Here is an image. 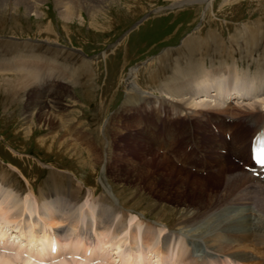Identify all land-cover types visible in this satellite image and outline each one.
<instances>
[{"label":"rangeland","instance_id":"374dc122","mask_svg":"<svg viewBox=\"0 0 264 264\" xmlns=\"http://www.w3.org/2000/svg\"><path fill=\"white\" fill-rule=\"evenodd\" d=\"M174 1L178 0H98L97 3H93V6L101 2L94 9H101L102 7L99 16H93V13L81 8L77 10V15L71 21L63 20L60 17L54 0L43 2L41 5L43 15L41 17L35 16L34 12L27 14L23 7H8L6 9L4 15L0 17V40L2 42L25 41L29 43L28 46L21 44L22 46L20 45L18 48L21 51L33 50L35 53L46 55L52 60V65L57 66H55V70L64 74L62 77L65 79V83L60 82V85H56L58 91L63 93L62 103L65 105L62 110L66 114L63 113L62 118L58 115L60 111L55 113L58 117L50 116L52 114L50 110H47L48 115L37 110L35 113L26 116L27 107L38 96L36 92L31 91L30 94L27 92L24 93L25 95L21 93L20 96H16L17 99L21 97L19 103H10L6 97L7 94L0 91V169L8 171L7 177L4 172H0V176H5L13 185L12 188L23 193V197H26L27 194L28 180L31 181L36 190L51 189L55 186L68 187L73 185L74 187L82 182L85 193L88 194L94 189L97 193L96 197L102 193L114 197L112 192V188H114L115 192L122 193L119 198L120 201L133 209L128 212L126 217L128 227L118 233L119 238H128L129 234L135 231L138 239L140 231L144 230L142 237L144 233L150 231L147 221H156L158 210L164 209L168 213L174 211L173 217H177L178 211H182L183 208L205 205L204 201L207 200L206 197L209 193L217 191L218 195L222 192L224 176H222L223 174L219 175V173L226 170L231 172L233 170L231 162L233 161L230 159V151L227 152L226 148L223 155L227 156L229 161L223 165L216 161L217 157L213 148L219 146L222 140L218 139L212 131L207 133L206 127L203 125L201 127L199 125L196 129L198 133V135L196 134V141H198L201 151L207 155L210 164L213 165L210 171L207 174H202L176 162V160L180 161L184 157L187 144L192 138L189 133L183 130L188 129L189 121L183 122L181 126L174 123L183 121L185 116L182 115L184 113L181 115L172 113L173 116H177L175 121L166 117L169 119L167 122L171 121L170 125H177L178 133H175V130H170V127H166L169 130L165 128L167 132L163 136L167 142H181L180 149L168 152L164 148H160V151L157 152L168 158L171 157L172 159H170L174 161L172 162L177 167L176 169L181 168L201 178H209L199 180L196 176L187 177L177 170H158L157 164L154 162L151 165L143 163L146 161L143 157L153 154L148 145L154 144L153 141L158 139V135H162V128L158 122L160 114L156 115L159 109L154 110V108L162 109L164 104L155 102L145 109L144 102H138V96L126 86L125 78L131 69L137 68L138 81H136L142 90L151 91L155 95L159 94L156 89L157 82L165 74L159 67L161 57L164 56V53L168 59L174 57L176 53H172V51L181 48L184 41L189 38H192L191 41L196 43L197 48L202 49L201 57H206V48L208 47H212L213 51L220 48V51H223L221 56L224 57L218 56L220 61L230 62L224 66L225 68L236 62L242 71L256 72V64L262 58L264 59V0H212L210 5L206 1L195 0L192 4L173 6ZM211 35H214V42ZM257 39H259L258 46L255 45ZM45 43L52 47L51 51L54 52L51 53L46 49ZM241 43L243 45H240ZM249 44L255 45L253 48L255 52L247 57L245 54L248 51L246 45L250 47ZM55 46L57 47L55 48ZM3 47L6 45L0 46V52L3 51ZM251 51L252 49H250ZM215 52H218V49ZM250 59L252 62L249 61ZM2 61L6 62L4 59ZM40 63L42 70H45L47 65ZM29 69L33 68H27L25 72H28ZM30 74L34 75L35 72L32 71ZM57 75L60 74H51V76ZM11 76L13 77V74L0 71V78ZM230 79L232 80V78ZM209 95V93L199 95L196 101L200 102L205 97L213 98ZM258 103L261 105V101ZM138 104L141 105L138 106ZM41 109L44 108L39 110ZM198 112L195 118L199 116L204 118L207 113L206 110ZM112 118L113 120H111ZM109 119L112 121L110 124L107 123ZM119 119L123 124H119ZM218 122L221 126L220 119ZM194 123L197 125L198 119H195ZM227 123L225 122L226 125ZM174 125L173 129H175ZM226 128L227 126L224 129L222 125V133L228 140ZM239 128L240 132L242 129L246 130L245 123H241ZM58 130L59 132H57ZM95 130L98 135L94 136ZM121 133L123 134L120 135ZM212 137L217 139L213 140ZM244 137H240L238 143L235 142L234 149L237 148L238 144L247 142L249 135ZM61 138L84 142L86 139L90 141L101 139L104 148L98 147L96 149L95 147L94 150L100 153L103 159L96 167H93L91 162V165L87 163L86 168L83 169L73 153H70L71 155L64 154L54 148L57 146L52 144L50 139L59 140ZM40 140L45 142L42 146L38 145ZM141 141L145 144L141 145ZM111 142H113L114 147H112ZM80 146L82 147V145ZM217 148L223 150L221 147ZM123 149L128 154L123 155L122 159L119 160L117 157L121 155ZM149 150L151 151L149 152ZM82 151L86 156L89 154L86 149ZM237 166L238 169L245 170L243 166L238 164ZM144 169L145 171L148 170L145 177L142 175ZM181 184L184 185L180 186ZM243 201L245 202L242 199H233L230 208L243 205ZM254 206L255 204L249 206L252 207L250 212L252 216L256 210ZM143 213L146 215H142ZM115 216L119 219L121 213L117 212ZM33 217L37 216L33 214ZM87 219L94 221L92 215L88 216ZM156 227L157 229H155ZM161 229V226L153 224L152 232L150 231L154 236L153 246L157 243L159 246L162 242V240L159 241V237H163L165 233L162 232L163 230L160 231ZM166 231L164 230V232ZM11 235L8 234L7 239L13 242L14 238ZM179 236L183 235L171 236V240L177 238V242L176 240L173 242L169 240V247L171 251L174 250V253L184 243V241H179ZM252 236L256 237L255 243L251 237L249 241L240 244L251 243V245H255L264 240L258 231ZM112 237L115 238L116 236ZM232 238L237 239V237ZM182 239L184 240V236ZM19 240L22 238L20 237ZM23 241L27 242L26 238H23ZM37 244L40 247V241ZM10 245L19 247L20 241ZM124 246L122 255L127 256ZM28 247L29 245L23 246V249L26 250ZM192 248L198 250L195 244H192ZM262 248L264 249V245ZM113 255H115L114 257L117 256V254ZM172 255L170 256L172 257ZM249 256L255 257V255L250 254ZM35 257L37 258L36 255ZM109 257L112 261L113 257L111 255ZM115 260L119 262L122 259L117 257ZM172 260L169 259L168 263L165 261V264L177 263L174 261L175 259L173 262ZM193 261L187 262L194 264Z\"/></svg>","mask_w":264,"mask_h":264},{"label":"bare ground","instance_id":"6f19581e","mask_svg":"<svg viewBox=\"0 0 264 264\" xmlns=\"http://www.w3.org/2000/svg\"><path fill=\"white\" fill-rule=\"evenodd\" d=\"M44 1L46 0H0V17L4 15L3 13L6 12L8 7H23L27 14L34 12L35 16L41 17L43 15L41 5ZM97 1L98 0H54V3L60 17L63 20L71 21L74 16L77 15V10L81 8L90 11L93 13V16H99L102 7L100 6L101 9H94L95 7L97 8V5L101 2L93 6V3H97ZM194 1L195 0H178L176 2L174 1L175 3L173 6L192 4ZM196 1H206L209 5L212 3V0ZM79 15L81 16L80 13ZM191 39L192 38H189L184 41L181 48L172 51V53H176L174 57L168 59L166 53L161 57L159 67L162 68L165 74L162 75V79L157 82L156 89L159 94L155 95L151 91L142 90L141 86H139L140 84L137 83V68L131 69L126 76V86L138 96V102H144L145 109L155 102L164 104L162 105L164 109L153 107L154 110L159 109L156 115L160 114L158 120L162 121L163 124L169 119L175 121L177 116H173L172 113L180 115L184 113L182 116H185L186 119L187 117L190 119L192 117L195 118L198 110V113L206 110L207 113L205 117L209 115L208 113L224 116L233 112L236 118H240L241 121H243V119L246 121L244 122L247 124V129L252 128L251 133H248L245 129H242L240 132V128L237 126V133H235V136L237 137L240 135L242 138L248 134L252 137L264 122V59L262 58V60L256 64V72L254 73H250L249 70L242 71L238 68L240 65L236 62L231 63V65L225 68L224 66L230 62L220 61L218 56L222 57L221 53H223V51H220V48H217L218 52H215L217 49L213 51V49H211L212 47H208L206 48V57H201L202 49L197 48L195 46L196 43L191 41ZM211 39L214 42V35H211ZM258 40L259 39L256 41L257 44L255 43L256 46L259 45ZM207 43L212 44L211 42ZM21 44L23 46H28L29 43L25 41L2 42V40H0V46L6 45V47H3V51L0 52V71L13 74V77L0 78V91L7 94L6 97L10 103H19L21 97L17 99L16 96H20L21 93L26 94L28 92L30 94L32 93L31 91L36 92L38 96L36 94L37 98L35 97L33 103L27 107L26 116H29L27 114L35 113L37 110L38 112L41 111L46 114L47 110H50L52 113L50 116L55 117L57 116L55 113L60 111L58 115L62 118L63 113H65L62 110L65 104L62 103L63 93L58 91V86L56 85L65 81L62 77L64 74L55 70L56 65L54 63V65H52V60L46 55L35 53L33 50L21 51L18 48ZM45 45H47V43H45ZM240 45L243 44L241 43ZM255 45L249 44L250 47L246 45V50L248 51L245 52V54L247 57L251 55L252 52H255V49H253ZM45 47L51 53L54 52L53 50L51 51L52 47L48 45ZM56 47L57 46H55V48ZM209 49L211 50L209 51ZM250 49H252L251 52ZM3 59L6 62L2 61ZM249 61L252 62L251 59ZM40 62L47 65L45 70H42L40 67ZM27 68L33 69H29L28 72H25ZM32 71L35 72L34 75L30 74ZM43 72L45 73L43 74ZM53 73H58L60 75L51 76ZM230 78L236 81L234 88L239 91L238 95L249 97L248 101L245 103H240L238 101L233 104V106H229V97L224 98L223 95L228 94L230 90L233 89L232 87L229 88L226 86L231 84L232 80ZM240 79H242L243 83L239 86L237 84H239L238 81H240ZM32 88L33 90H30ZM205 93H209V96L213 98L205 97V99L200 102L196 101L199 95ZM222 100H225L224 104H221ZM259 101H261V105L258 103ZM139 105L141 104H138V106ZM40 108L44 109L39 110ZM111 120H113V118ZM111 120L109 119L107 123L110 124L112 122ZM220 121L225 129L227 125L223 120ZM121 123L123 124L120 120L119 124ZM222 125H219L221 132H223ZM57 132H59V130ZM96 133L95 130L93 133L94 136L98 135ZM164 135L163 133L162 135H158V139L154 141L156 145H148V148L153 151V154L148 157L142 156L144 160H146L143 163L151 165L154 162L157 164L158 170H177L187 177L196 176L199 180H206L209 178L204 179L184 169H176L177 167L173 163L174 161L171 160V157L170 159L157 152L158 150L160 151V148H164V150L168 152L180 149L179 146L181 142H167L163 138ZM240 137L238 139H240ZM212 139L215 140L217 138L212 137ZM238 139L236 140L237 143ZM244 139L246 140L245 137ZM50 141L57 146L54 147L55 149L62 151L64 154L73 153V155L78 158L83 169L86 168L87 163L91 165V162L93 167H96L101 159H103L101 158V154L94 150L95 147L96 149L98 147L104 148L101 139H93L92 141L86 139L84 142L61 138L59 140L50 139ZM226 141L225 138V140L219 143V146L213 148L216 153L214 154L217 157L216 161L220 163V165L229 161V158L223 155L226 144L228 143ZM245 142L238 144L235 151L244 156L246 155L248 159L249 151L247 152ZM44 143L43 140L38 141V145L40 146ZM111 143L112 147H114L113 142ZM144 144L145 143L141 141V145ZM80 145H82L87 152L89 151V154L91 152V155L87 153L88 155L86 156L82 151L84 149ZM217 147H221L223 150ZM151 150H149V152ZM127 154L128 153L123 149L121 155L117 158L121 160L122 156ZM139 156L141 158V153ZM230 159L233 161L231 162L233 170L231 172H227L228 170H226L219 173V175L223 174L222 176H224L222 192L218 195L217 191L211 194L209 193L206 197L207 200L204 201L205 205L183 208L181 209L182 211H178L179 215L177 217H173L174 211L172 210V212L169 211V213L164 209L158 210L156 221L152 222L146 220L148 222V229L151 232L153 224L162 227L165 226L163 229L168 231V233L162 237V245L157 249V251H161V253L157 254L158 257L161 255L162 257H171L169 254V250H171L169 247V235L180 234L184 236V242L186 243L178 247L179 249L176 250V253L173 251V255L171 254V258L176 256L175 260L173 259L177 262L176 264H189L190 262L187 261L190 260H194V264H213V262L211 263V261H208L203 255H207L208 253L209 256H212L214 252L228 254L239 260H247L246 262L252 260L249 256L250 254L253 256L255 255L256 258L264 262V249L262 248L264 240L260 244L255 245H251V243L240 244L249 241V239L253 237L252 235L257 231L261 237H264V174H254L246 168H244L245 170L238 169L235 161L232 160L231 157ZM146 171L144 169V173L142 174L144 177L147 175ZM0 172H4L5 174L8 173V171L6 172V170L2 168ZM73 173L76 174L75 172ZM6 177L0 176V264H148L144 256H141V253L133 252V254L127 253V256L122 255L123 246L127 241L131 244L130 248H133L137 239V234L133 231L129 234L128 238H119L118 233L128 227L126 219L127 214L133 210L120 201L121 192H115L114 188H112L113 195L115 199L118 200V202H116L112 195L106 193H102L100 196L96 197L97 193L94 189L86 194L83 190L82 182L80 181V183L74 187L73 185L68 187L55 186L51 187V189L41 188L36 190L31 184V181L26 179L28 180V188L26 197H23V193L18 189L12 188L13 185L10 184ZM182 185L184 184L180 186ZM233 199H242L245 200L246 203L243 201V205L230 208ZM128 202H131V200H128ZM248 202H251V204H248ZM136 203L138 204V202ZM252 204H255L254 208H256L253 216L250 213L252 207H249ZM238 207L242 209L240 210ZM117 212L121 213L119 219L115 216ZM33 214L37 217H33ZM90 215L94 218L92 228L89 223L90 219H87ZM142 215L146 214L143 213ZM91 229H93L96 240H94L91 235ZM10 230L11 232H9ZM150 231H147L143 235V241L146 245H150L154 238L153 233ZM110 232L112 236L116 237L113 238ZM8 234H12L11 236L14 238L13 242L20 241L19 247L10 245L13 244V242H10V240L8 241ZM53 236L56 238H53ZM224 236H228L231 240L227 241L223 239ZM20 237L22 240H19ZM232 237H237V239H233ZM23 238H26L27 242H24ZM54 240L57 242L56 250L53 248ZM38 241H40V247H38ZM189 244H195V246L198 247L196 256L195 254L189 253ZM27 245H29V247L26 248V250L23 249V246L27 247ZM111 250L112 252L114 251V254H117L116 257L112 255V261L109 259ZM33 254H35L37 258ZM117 257L122 259L119 260L120 263L115 260ZM171 258L169 259L172 260ZM165 259L169 260L168 258Z\"/></svg>","mask_w":264,"mask_h":264}]
</instances>
